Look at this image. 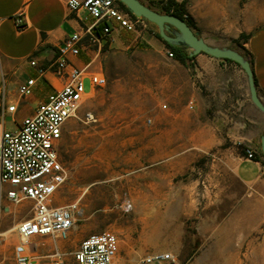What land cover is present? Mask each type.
<instances>
[{
	"label": "rangeland",
	"instance_id": "374dc122",
	"mask_svg": "<svg viewBox=\"0 0 264 264\" xmlns=\"http://www.w3.org/2000/svg\"><path fill=\"white\" fill-rule=\"evenodd\" d=\"M154 31L148 23L140 36L148 38ZM241 48L245 50L242 43ZM167 59L149 44L101 49L94 66L107 85L88 96L86 107L66 124L59 144L66 181L55 204L77 203L75 226L65 242L38 239V264H52L55 246L65 255L63 264H74L79 242L102 231L118 236L119 254L113 264H137L157 252L172 253L179 264H264V182L257 191L235 181L221 192L210 186L209 155L226 150L242 156L244 146L193 145L183 120L177 135L170 130L176 117L170 107ZM84 90H89L87 80ZM86 111L95 121H81ZM5 121L13 129L12 119ZM175 153L194 159L178 162L187 167L163 175L160 186L144 189L141 173ZM5 205L0 200V231L28 218L22 215L26 202L11 206L10 212ZM150 234L153 238L146 241ZM16 243V233L0 237L2 264L12 262Z\"/></svg>",
	"mask_w": 264,
	"mask_h": 264
},
{
	"label": "crops",
	"instance_id": "0c3cea01",
	"mask_svg": "<svg viewBox=\"0 0 264 264\" xmlns=\"http://www.w3.org/2000/svg\"><path fill=\"white\" fill-rule=\"evenodd\" d=\"M68 1L0 0V104L16 105L14 117L19 121L34 114L52 91L46 81L47 71L40 75L30 62L45 68L55 59L56 50L66 37L74 33L83 36L84 30L93 24L83 8L71 11ZM140 1L160 9L166 0ZM184 10L186 19L194 26L192 29L210 45L234 49L233 41L241 34L248 36L242 46L250 55L257 92L264 102V0H185ZM19 20L21 29L17 28ZM101 31L99 25L93 33ZM146 44L166 55L170 52L154 34L146 38L115 28L98 48L82 49L74 62L78 67L94 64L102 48L119 50ZM185 52L188 54L189 50ZM167 62L171 68L170 107L176 117L170 130L177 135L178 129L183 128L180 123L185 121L193 145L213 147L233 142L253 150L258 157L254 161L226 150L209 155L213 164L209 166L208 180L218 192L232 181L257 191L258 184L264 182V157L260 155L264 115L249 100L244 72L233 62L203 53L185 64L175 57H168ZM29 79L35 80L32 93L21 98L18 87ZM193 159L175 153L163 164L159 160L153 168L141 173L140 184L144 189L160 186L163 175L173 176L179 172L178 167H187L178 162ZM144 195L146 198V190ZM9 264H14L13 259Z\"/></svg>",
	"mask_w": 264,
	"mask_h": 264
},
{
	"label": "built area",
	"instance_id": "2783aa9c",
	"mask_svg": "<svg viewBox=\"0 0 264 264\" xmlns=\"http://www.w3.org/2000/svg\"><path fill=\"white\" fill-rule=\"evenodd\" d=\"M185 0H174L182 4ZM71 11L83 8L93 24L81 36L74 33L66 37L56 50V57L45 68L36 67L39 74L47 71L46 81L52 91L34 114L18 120L14 117L16 105L0 104V200L5 201V211L11 206L28 204L22 215L28 216L16 224L17 243L13 247L14 264H38L34 250L38 239L65 242L68 240L78 213L77 203L56 205L55 196L66 181V171L59 158V144L66 124L76 118L85 107L88 96L95 89L107 85L106 77L95 69L93 63L78 67L74 60L82 49L98 48L110 37L115 28L126 33L141 35L148 29V22L124 11L117 0H69ZM174 5L171 9H173ZM187 18L186 15L183 16ZM86 20V18H85ZM101 25L100 34L93 30ZM17 28H23L21 21ZM167 56L172 58L168 52ZM89 90H84V81ZM34 79L18 87L21 98L31 95ZM166 105L162 108L166 109ZM9 114V115H8ZM6 117L12 119L13 129L6 125ZM82 122L95 121L86 111ZM150 124L151 120L148 119ZM243 156L251 161L257 155L248 147ZM118 236L111 231L92 233L83 238L72 258L74 264H113L119 254ZM63 251L55 246L50 254L52 264H63ZM137 264H179L172 253L157 252L141 257Z\"/></svg>",
	"mask_w": 264,
	"mask_h": 264
},
{
	"label": "water",
	"instance_id": "95a60500",
	"mask_svg": "<svg viewBox=\"0 0 264 264\" xmlns=\"http://www.w3.org/2000/svg\"><path fill=\"white\" fill-rule=\"evenodd\" d=\"M128 12L153 24L162 41L172 47H185L189 57L205 54L215 59L229 60L238 65L244 72L247 82L249 100L264 115V102L258 95L251 64L239 51L218 47L207 43L196 33L185 20L174 15L161 14L140 0H117ZM260 152L264 157V137L260 139Z\"/></svg>",
	"mask_w": 264,
	"mask_h": 264
},
{
	"label": "trees",
	"instance_id": "16d2710c",
	"mask_svg": "<svg viewBox=\"0 0 264 264\" xmlns=\"http://www.w3.org/2000/svg\"><path fill=\"white\" fill-rule=\"evenodd\" d=\"M161 4L162 5L160 6V9L154 8L153 5H151V4L147 5V6L150 7L151 9L161 13V14L174 15L176 17H179V18L185 20L191 28H194L193 24L188 19H184V17H183L185 14L184 13L185 12L184 3L175 5L174 0H166L165 2H163ZM119 5L124 11L129 13L124 5H122L121 3H119ZM173 5H174L173 9H171ZM149 24L155 28V31L153 32L154 36L157 39H159L160 41H162V39L160 38V36L158 34L157 28L153 24H151V23H149ZM247 39H248L247 35L241 34L237 40L233 41V46H234V49L237 51H238V49H241L240 53L245 58H247L249 60V62L251 63V58H250L249 53L246 50L241 48V43L246 42ZM162 42L169 48L172 56L175 57L181 64H185L186 61L191 60L192 57H189V55L185 52V49H186L185 47H172V46H169L168 44H166L164 41H162ZM225 61L231 62L229 60H225ZM260 155L262 156L261 152H260ZM256 158H258V157H256Z\"/></svg>",
	"mask_w": 264,
	"mask_h": 264
},
{
	"label": "bare ground",
	"instance_id": "6f19581e",
	"mask_svg": "<svg viewBox=\"0 0 264 264\" xmlns=\"http://www.w3.org/2000/svg\"><path fill=\"white\" fill-rule=\"evenodd\" d=\"M160 220L163 219V216L162 215H159ZM160 225H162V223H159ZM15 229H16V224L14 225H10L9 227H7L6 229L0 231V237H2L4 240L7 239L9 237V235H12L14 236V233H15ZM233 231V230H232ZM228 234V233H227ZM153 238V235H149L147 238H146V241L147 240H151ZM229 239V238H228ZM227 239V240H228ZM231 240V239H230ZM229 240V241H230ZM230 244V242H229ZM41 245L39 243H36L35 247H34V250H37L38 247H40Z\"/></svg>",
	"mask_w": 264,
	"mask_h": 264
}]
</instances>
